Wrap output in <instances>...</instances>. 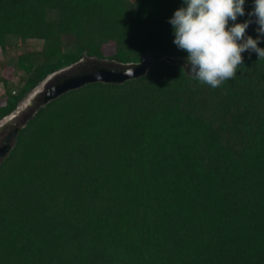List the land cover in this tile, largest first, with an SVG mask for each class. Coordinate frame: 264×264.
<instances>
[{
  "label": "trees",
  "instance_id": "trees-1",
  "mask_svg": "<svg viewBox=\"0 0 264 264\" xmlns=\"http://www.w3.org/2000/svg\"><path fill=\"white\" fill-rule=\"evenodd\" d=\"M182 6L0 0V51L42 41L13 57L18 90L0 75V121L85 57L154 61L70 90L21 127L0 163V264H264V59L242 53L215 89L195 80L168 59L187 57L168 22ZM244 7L236 23L254 0Z\"/></svg>",
  "mask_w": 264,
  "mask_h": 264
},
{
  "label": "clouds",
  "instance_id": "clouds-1",
  "mask_svg": "<svg viewBox=\"0 0 264 264\" xmlns=\"http://www.w3.org/2000/svg\"><path fill=\"white\" fill-rule=\"evenodd\" d=\"M169 23L173 26V43L187 52L184 68L187 74L213 89L233 79L243 65L242 53L255 52L264 59V0H254L247 15L250 19L236 23L245 15V0H183ZM258 25L254 39L246 34L253 22ZM232 22L229 26V22Z\"/></svg>",
  "mask_w": 264,
  "mask_h": 264
},
{
  "label": "water",
  "instance_id": "water-1",
  "mask_svg": "<svg viewBox=\"0 0 264 264\" xmlns=\"http://www.w3.org/2000/svg\"><path fill=\"white\" fill-rule=\"evenodd\" d=\"M251 19L253 22L246 29V33L255 24V18L252 17ZM186 58L187 57L168 59L184 67ZM153 64V59L148 56L136 63H121L112 59L85 57L81 61L50 75L42 82L43 88L35 97L29 114L25 115L20 122L14 124L12 130L4 136V140L2 144H0V163L9 155L10 151L15 146L16 138L21 127L26 125L27 122L33 118L35 113L50 101L57 99L70 90L81 88L89 83H124L127 80L141 77L148 72ZM4 130L5 127L0 129L1 132H4Z\"/></svg>",
  "mask_w": 264,
  "mask_h": 264
},
{
  "label": "rangeland",
  "instance_id": "rangeland-1",
  "mask_svg": "<svg viewBox=\"0 0 264 264\" xmlns=\"http://www.w3.org/2000/svg\"><path fill=\"white\" fill-rule=\"evenodd\" d=\"M42 47V41L39 39H31L28 40L25 47H18L11 52V54L4 53L0 51V75L7 77L10 80V84L15 87V90H18L22 84L23 79L25 78V74L23 71H15L16 67L14 65L13 57H17L18 54L24 51L31 50H40ZM1 63H4L1 65ZM43 88V83L29 95L27 99H25L21 106L10 116L4 118L0 121V129L6 123L16 124L20 122V119H23L25 115H28L33 106V101L39 91ZM5 95V86L0 82V97ZM14 127V126H13Z\"/></svg>",
  "mask_w": 264,
  "mask_h": 264
},
{
  "label": "flooded vegetation",
  "instance_id": "flooded-vegetation-1",
  "mask_svg": "<svg viewBox=\"0 0 264 264\" xmlns=\"http://www.w3.org/2000/svg\"><path fill=\"white\" fill-rule=\"evenodd\" d=\"M21 120V119H20ZM14 125V123H12ZM13 125L11 123H6L3 127H5L4 132L0 131V144H2L4 140V136L13 128Z\"/></svg>",
  "mask_w": 264,
  "mask_h": 264
}]
</instances>
